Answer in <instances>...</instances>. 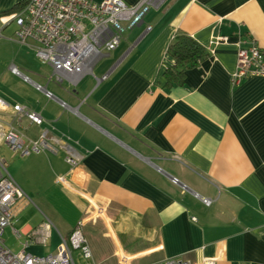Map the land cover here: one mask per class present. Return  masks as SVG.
<instances>
[{
  "label": "crops",
  "instance_id": "crops-1",
  "mask_svg": "<svg viewBox=\"0 0 264 264\" xmlns=\"http://www.w3.org/2000/svg\"><path fill=\"white\" fill-rule=\"evenodd\" d=\"M23 1L0 0V13ZM2 20L14 34L11 15ZM179 33L209 55L168 82ZM251 37L264 52V0H164L93 74L57 81L40 61L41 71L5 67L11 82L0 96L40 112L41 126L20 128L34 138L45 130L58 152L13 155L8 171L31 201L19 204L4 244L46 255L79 226L91 258L73 251L75 264H264V76L231 83L238 45ZM66 146L76 167L64 160ZM46 220L41 243L32 233Z\"/></svg>",
  "mask_w": 264,
  "mask_h": 264
},
{
  "label": "built area",
  "instance_id": "built-area-1",
  "mask_svg": "<svg viewBox=\"0 0 264 264\" xmlns=\"http://www.w3.org/2000/svg\"><path fill=\"white\" fill-rule=\"evenodd\" d=\"M164 0H139L127 5L122 0H28L23 8L11 17L15 23L14 38L28 46L42 64L51 66L57 81L69 74L92 73L93 64L107 52L114 50L128 31L140 25L151 7H158ZM0 19V36L3 29ZM150 29V26H147ZM237 49L232 85L252 76H264V52L254 38L243 40ZM11 72L22 75L11 65ZM106 76H102L105 78ZM40 88L39 85H37ZM50 96V92H46ZM23 120L41 126L44 118L40 112L24 105L11 104L0 96V142L13 155L58 152L55 140L43 130L38 137H29L21 128ZM65 162L71 167L79 163L69 147H64ZM31 201L10 175L6 160L0 156V264H75L73 251L83 258H91V251L82 229L77 226L68 237L60 236L56 252L33 255L24 250L14 252L3 241L6 227L12 226L19 204ZM205 204L210 200L203 199ZM52 224L46 220L32 235L41 243L49 237ZM161 264H216L205 258L192 262L183 258H167Z\"/></svg>",
  "mask_w": 264,
  "mask_h": 264
},
{
  "label": "trees",
  "instance_id": "trees-1",
  "mask_svg": "<svg viewBox=\"0 0 264 264\" xmlns=\"http://www.w3.org/2000/svg\"><path fill=\"white\" fill-rule=\"evenodd\" d=\"M27 1L24 0L22 3L15 5L14 12H12V9L1 12L0 19L2 20L3 17L8 15L12 17L23 8ZM168 53L174 63L165 68L164 75L168 82L173 80L179 83L182 82L187 70L204 61L209 55L202 45L183 33H179L174 37L168 47Z\"/></svg>",
  "mask_w": 264,
  "mask_h": 264
},
{
  "label": "rangeland",
  "instance_id": "rangeland-1",
  "mask_svg": "<svg viewBox=\"0 0 264 264\" xmlns=\"http://www.w3.org/2000/svg\"><path fill=\"white\" fill-rule=\"evenodd\" d=\"M12 28L13 25L9 23L0 36V85L5 86L11 82L9 75L4 70L9 64H15L18 67H20L18 64H25L30 69L36 71H41L44 68V65L39 62L30 48L20 45L13 40L15 38ZM0 156L6 160L8 170L11 171L13 167V153L2 142H0Z\"/></svg>",
  "mask_w": 264,
  "mask_h": 264
},
{
  "label": "water",
  "instance_id": "water-1",
  "mask_svg": "<svg viewBox=\"0 0 264 264\" xmlns=\"http://www.w3.org/2000/svg\"><path fill=\"white\" fill-rule=\"evenodd\" d=\"M45 92H48L46 88H44ZM175 182H178L176 179H174ZM180 183V182H179Z\"/></svg>",
  "mask_w": 264,
  "mask_h": 264
}]
</instances>
